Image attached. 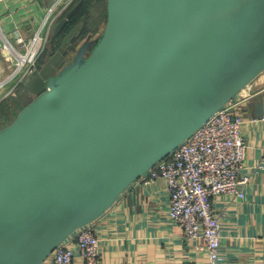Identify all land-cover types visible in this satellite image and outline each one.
<instances>
[{
	"label": "water",
	"instance_id": "obj_1",
	"mask_svg": "<svg viewBox=\"0 0 264 264\" xmlns=\"http://www.w3.org/2000/svg\"><path fill=\"white\" fill-rule=\"evenodd\" d=\"M86 21L27 74L36 97L0 129V264H43L264 71V0H106L90 50Z\"/></svg>",
	"mask_w": 264,
	"mask_h": 264
},
{
	"label": "built area",
	"instance_id": "obj_2",
	"mask_svg": "<svg viewBox=\"0 0 264 264\" xmlns=\"http://www.w3.org/2000/svg\"><path fill=\"white\" fill-rule=\"evenodd\" d=\"M75 1L0 0V100L38 68L53 22ZM250 84L140 178L145 184L166 181L171 219L211 262L222 259L227 208L245 197L252 178L245 171L248 143L243 133ZM220 195L227 197L222 208L215 205ZM100 240L89 222L60 243L44 263L100 264Z\"/></svg>",
	"mask_w": 264,
	"mask_h": 264
},
{
	"label": "crops",
	"instance_id": "obj_3",
	"mask_svg": "<svg viewBox=\"0 0 264 264\" xmlns=\"http://www.w3.org/2000/svg\"><path fill=\"white\" fill-rule=\"evenodd\" d=\"M247 91L245 171L252 178L245 197L232 201L224 216L222 259L211 262L198 252L196 241L171 219L164 179L145 184L139 178L93 221L101 238L100 264H264V114L257 113V103L264 102V71ZM226 199L216 197L215 205L225 207Z\"/></svg>",
	"mask_w": 264,
	"mask_h": 264
},
{
	"label": "trees",
	"instance_id": "obj_4",
	"mask_svg": "<svg viewBox=\"0 0 264 264\" xmlns=\"http://www.w3.org/2000/svg\"><path fill=\"white\" fill-rule=\"evenodd\" d=\"M102 0H84L83 3L81 4V6L79 7V9L77 11H75L72 15V17L70 18L66 28H70L77 20H79V18L81 17V15L83 13H87L88 14V20H89V23L87 25V29H86V32H94V33H101L104 26H102V23L104 21V25H105V22H106V3H105V9H104V14L102 16V18H100L99 20L96 19L94 20L93 17H94V12L95 10L98 8V5L99 3L101 2ZM67 12V11H66ZM66 12L64 13V15L66 14ZM63 15V16H64ZM104 18V19H103ZM82 39V38H81ZM57 41L54 40L52 42V46L49 47L41 56H40V59H39V62L42 63L44 62V59L49 55L50 53V50H53L54 48V45ZM94 45V44H93ZM91 45V47L93 46ZM91 47L89 48V50L91 49ZM23 86L24 83L22 82ZM13 113L11 112V107L9 105L8 102L6 101H2L0 102V121H10L11 120V115ZM15 119V118H14ZM13 121V120H12ZM11 121V122H12ZM11 122H8V123H11ZM8 125V124H7ZM6 125V126H7ZM5 127V126H4ZM3 128V127H2ZM0 128V129H2Z\"/></svg>",
	"mask_w": 264,
	"mask_h": 264
},
{
	"label": "rangeland",
	"instance_id": "obj_5",
	"mask_svg": "<svg viewBox=\"0 0 264 264\" xmlns=\"http://www.w3.org/2000/svg\"><path fill=\"white\" fill-rule=\"evenodd\" d=\"M50 2H52L53 0H49ZM105 3L106 0H102L99 5L98 8L95 10L94 12V17L93 19H100L102 18L103 14H104V9H105ZM105 16V14H104ZM104 19V18H103ZM102 26H104V21L102 23ZM44 53V51H43ZM42 53V54H43ZM41 54V55H42ZM1 100L2 101H6L9 103L10 107H11V112L13 113L11 115V120L9 121H0V128L6 126L7 124H9L8 122H11L12 120H14V118L17 116V114L20 112V110L26 105L28 104L30 101H32L36 95L30 91H28L26 89L25 86H23L22 82H20L13 90L11 93H9L6 96H2L1 95Z\"/></svg>",
	"mask_w": 264,
	"mask_h": 264
},
{
	"label": "flooded vegetation",
	"instance_id": "obj_6",
	"mask_svg": "<svg viewBox=\"0 0 264 264\" xmlns=\"http://www.w3.org/2000/svg\"><path fill=\"white\" fill-rule=\"evenodd\" d=\"M78 0H76L70 7H69V9L72 7V6H74L75 4H76V2H77ZM68 9V10H69ZM67 10V11H68ZM78 10V9H77ZM76 10V11H77ZM84 14H87V13H83L82 15H81V17L79 18V20H77L70 28H68V29H64L63 30V32L58 36V37H56L55 39H52V41L51 42H48V44H47V46H46V49L44 50V52L49 48V47H51L52 46V42L54 41V40H56L57 42L55 43V45H54V48H53V50H50V53H49V55L52 53V52H55L58 48H59V46L61 45V43H62V41H63V39L65 38V36L67 35V33L71 30V28L72 27H74L76 24H78L81 20H82V18H83V15ZM88 23H89V20H88V14H87V21H86V23H85V26H84V28H83V30H82V32H81V34H80V36H81V38H82V40H87L88 39V42H89V44H90V46L89 47H91V45H93V44H95V40H96V38H97V36L99 35V33H94V32H86V29H87V25H88ZM89 34H91L90 36H89ZM88 37H90V38H88ZM75 39L76 38H74L73 40H72V42L73 43H75ZM74 54V50L72 49V48H69V50H68V58H67V60L68 59H70V57L72 56ZM48 55V56H49ZM47 56V57H48ZM46 57V58H47ZM45 58V59H46ZM45 59H44V61H45ZM43 63V62H42ZM42 63H40L39 62V65H38V68L42 65Z\"/></svg>",
	"mask_w": 264,
	"mask_h": 264
}]
</instances>
